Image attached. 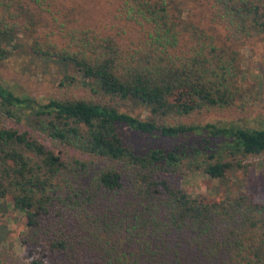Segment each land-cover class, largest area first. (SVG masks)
<instances>
[{
    "label": "trees",
    "instance_id": "trees-1",
    "mask_svg": "<svg viewBox=\"0 0 264 264\" xmlns=\"http://www.w3.org/2000/svg\"><path fill=\"white\" fill-rule=\"evenodd\" d=\"M114 1L136 29L127 42L61 25L30 39L32 56L64 69L54 98L0 85V201L23 214L27 264H264V202L174 184L264 154V127L203 122L243 110L240 49L264 42V0ZM44 13L46 0H0V61L47 27ZM122 128L182 143L137 153Z\"/></svg>",
    "mask_w": 264,
    "mask_h": 264
},
{
    "label": "rangeland",
    "instance_id": "rangeland-1",
    "mask_svg": "<svg viewBox=\"0 0 264 264\" xmlns=\"http://www.w3.org/2000/svg\"><path fill=\"white\" fill-rule=\"evenodd\" d=\"M46 4L51 14L49 16L44 13L48 20L47 27L41 24L33 35L16 36L8 46L7 57L0 61V85L16 96L28 97L39 103H45L56 96V85L64 69L58 63L32 56L28 49L31 38H40L49 31L57 36V25L68 29H88L102 36H113L118 42H127L136 34V29L124 25L116 17L114 0H46ZM240 55L243 71L241 85L246 91L243 110L209 115L203 119L204 123L264 127V42L252 40L246 43L240 49ZM66 73L75 75L68 70ZM142 112L137 107L133 113L142 115ZM22 116L29 115L25 113ZM27 121L28 117L21 119L22 127H29ZM10 124L9 120H2L3 126ZM120 131L123 143L137 153L150 148L171 150L182 143L177 139L148 137L124 128ZM191 140L195 141L192 138L188 142ZM44 143L48 145L47 141ZM241 165L243 167L234 172H226L222 180L191 174L185 179L175 180L174 184L186 193L206 201L248 193L255 201L264 202V154L247 157L241 161ZM0 208L3 209L0 214V264H27V250L17 240L23 230V214L1 201Z\"/></svg>",
    "mask_w": 264,
    "mask_h": 264
}]
</instances>
